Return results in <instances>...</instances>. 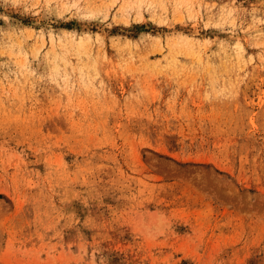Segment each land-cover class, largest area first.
Returning a JSON list of instances; mask_svg holds the SVG:
<instances>
[{
    "label": "rangeland",
    "instance_id": "obj_1",
    "mask_svg": "<svg viewBox=\"0 0 264 264\" xmlns=\"http://www.w3.org/2000/svg\"><path fill=\"white\" fill-rule=\"evenodd\" d=\"M0 264H264V0H0Z\"/></svg>",
    "mask_w": 264,
    "mask_h": 264
}]
</instances>
